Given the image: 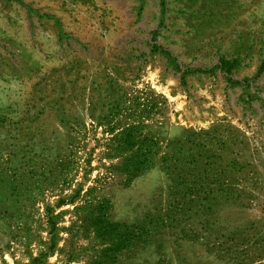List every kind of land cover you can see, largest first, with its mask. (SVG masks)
<instances>
[{
	"label": "rangeland",
	"instance_id": "374dc122",
	"mask_svg": "<svg viewBox=\"0 0 264 264\" xmlns=\"http://www.w3.org/2000/svg\"><path fill=\"white\" fill-rule=\"evenodd\" d=\"M9 1L0 264H264V0Z\"/></svg>",
	"mask_w": 264,
	"mask_h": 264
},
{
	"label": "crops",
	"instance_id": "0c3cea01",
	"mask_svg": "<svg viewBox=\"0 0 264 264\" xmlns=\"http://www.w3.org/2000/svg\"><path fill=\"white\" fill-rule=\"evenodd\" d=\"M9 2L15 3L17 9L24 10L26 15H27V18L36 17V18H39V19H48V17H49L48 14H45L43 12L39 13V15H38L37 12L33 11V8H32L33 0H10ZM52 18H54V17H52ZM55 18L57 19V17H55Z\"/></svg>",
	"mask_w": 264,
	"mask_h": 264
},
{
	"label": "trees",
	"instance_id": "16d2710c",
	"mask_svg": "<svg viewBox=\"0 0 264 264\" xmlns=\"http://www.w3.org/2000/svg\"><path fill=\"white\" fill-rule=\"evenodd\" d=\"M3 264H6V263H3Z\"/></svg>",
	"mask_w": 264,
	"mask_h": 264
}]
</instances>
